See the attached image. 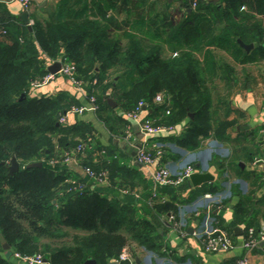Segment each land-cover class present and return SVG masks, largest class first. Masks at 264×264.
Masks as SVG:
<instances>
[{
	"label": "trees",
	"instance_id": "obj_1",
	"mask_svg": "<svg viewBox=\"0 0 264 264\" xmlns=\"http://www.w3.org/2000/svg\"><path fill=\"white\" fill-rule=\"evenodd\" d=\"M98 1L101 7L95 11L86 5L60 8L57 16L31 24L10 19L0 9V29L6 31L0 34V264H24L12 261V251L40 253L48 264H86L89 258L108 264L129 237L146 246L157 224L135 218L133 209L115 197L117 189L108 199L86 175L77 179L83 186L78 189L67 181L65 164L50 163L56 143L71 149L89 126L59 122L72 104L79 106L66 92L32 93L30 83L48 73L46 60L65 58L74 64V76L82 81L87 98H95L98 117L111 109L107 102L111 98L123 111L144 101L152 112H159L154 124L175 125L188 119L184 145L196 144L211 127L212 94L205 83L216 76L213 49L240 64L254 62L255 55L264 61V0H220L211 7L201 0L196 11L184 10L179 24L149 0ZM188 3L181 0L186 8ZM124 10L127 17L117 21L116 14ZM187 18L190 29L185 30ZM238 39L254 48L246 53ZM112 71L118 79L109 81ZM158 92L171 97L172 104L155 103ZM220 124L216 122L215 128ZM12 156L19 170L10 175L7 165ZM34 162L41 166L28 167ZM83 166L107 171L109 179L118 174L115 162L86 160ZM144 190L147 199L151 188L145 184ZM147 206L156 212L176 211L169 202ZM64 227L86 233L63 240L69 236ZM44 238L55 241H41Z\"/></svg>",
	"mask_w": 264,
	"mask_h": 264
},
{
	"label": "crops",
	"instance_id": "obj_2",
	"mask_svg": "<svg viewBox=\"0 0 264 264\" xmlns=\"http://www.w3.org/2000/svg\"><path fill=\"white\" fill-rule=\"evenodd\" d=\"M188 1L189 7L186 8L181 4V0H149V2H156L157 9L168 15L170 10L181 12L182 15L184 10L187 13L196 11L201 0ZM205 1L206 4L210 3L207 7H211L220 0ZM193 2L196 3V7L192 6ZM15 3L18 2L0 0V9L5 11L10 19L22 20L21 15L25 12L22 7L15 13L10 10L9 5ZM117 3L120 4V2ZM83 5H86L88 11H95L98 6L101 7L98 0H68L63 5L61 0H32L27 11L28 19L40 21L46 19L47 21L52 16H57L60 8H79ZM107 13L110 14L111 11ZM202 13H205L204 9ZM116 16L117 21L126 18L127 10ZM183 20L184 16L180 22ZM185 26L190 28L188 18ZM253 48L254 44L249 51L243 49L249 53ZM229 58L232 60L230 56ZM45 63L48 67L49 61L46 60ZM32 91L38 96H55L63 91L67 93L68 100H76L79 105L87 104V94L83 86L76 87L67 77L59 74L48 85ZM229 104L226 103L227 108ZM249 106V110H245L250 119L246 124L244 122L246 127L243 129L240 127V122L238 123L228 110L222 118H212L210 130L207 134L199 135L196 144L185 145L182 137L189 126L188 119L175 124L173 132L154 136L142 133L131 120L125 117L126 110L123 111L117 103L115 107L110 106L111 109L105 111L109 120L106 121V128L103 124L104 130L95 111L78 115L70 114L67 117L68 124L77 122L95 128L101 140L98 146L94 145V148L86 149L85 154H78L79 160L82 162L89 160L93 164H100L103 161L115 162L118 167V174L107 184H95L101 189V194L111 199L114 197L113 188L117 189L115 197L120 200L121 205L133 209L135 218L157 223L155 231L149 235L148 247L128 238L127 245L124 247L135 243L131 253L135 257L136 264H229L243 256L248 257V264H264L262 256L264 243L260 242L259 247L250 251L243 245L248 227L258 228L264 225V100L257 107ZM118 117L123 121L118 120ZM141 117L153 120L159 119L160 115L159 112H152L150 107L145 105L142 107ZM222 120L224 123L215 128L216 122L222 123ZM229 121L232 124L224 127V124ZM234 124L232 132L230 129ZM139 147L154 153L160 151V156L156 157L152 165L139 164L135 161V153ZM255 158H260L261 162L253 164ZM63 164L66 167L67 181L85 178L83 165L78 164L75 159ZM189 164L194 165L200 172L211 173L213 180L198 186H194L189 179L183 181L178 187H160L153 183L152 172L157 166L166 165L171 171L176 172ZM125 173L127 177H122ZM129 184L134 187V190L126 188ZM145 184L151 188V194L147 199L144 198ZM153 192H156L157 196L153 197ZM206 194L210 197H206ZM165 202L171 203L176 211L156 212L155 209L151 210L150 206H147V204ZM207 209H209L212 223L228 232L233 243L230 250L205 253L202 243L194 235V232L202 229ZM64 230L69 234L68 239H71L70 234L86 233L81 229L70 227H64ZM11 259L15 262L19 261L14 257ZM86 261V264H96L93 258ZM112 261L114 260H109L108 263Z\"/></svg>",
	"mask_w": 264,
	"mask_h": 264
},
{
	"label": "built area",
	"instance_id": "obj_3",
	"mask_svg": "<svg viewBox=\"0 0 264 264\" xmlns=\"http://www.w3.org/2000/svg\"><path fill=\"white\" fill-rule=\"evenodd\" d=\"M24 11H28L31 5L32 0H16ZM193 7H196V3H192ZM31 24L32 20H28ZM6 31L4 29H0V34H5ZM56 61V60H55ZM57 61L61 63L60 69L57 73L48 72L42 78L36 79L30 83V87L32 89H36L42 86L48 85L51 81H53L56 76L63 75L67 77V79L76 87H82L83 83L81 80H77L74 76L75 73V66L74 64L63 58H59ZM54 61H49V65H51ZM48 65V66H49ZM95 82V81H94ZM154 102L157 104L161 103H168V98L163 96L162 94H156L154 96ZM146 104L144 101H139L134 108L125 112V117L131 120L139 130L144 134L149 135H161L164 133L173 132L175 129L174 125H163V124H154V122L148 118L141 117L142 107ZM97 105L95 104L94 96H90L87 98V104H83L80 106H76L74 108L68 109L63 116H61L60 120L63 122L66 120L67 116L73 113L82 114L84 111H92L96 110ZM166 114H169V110L166 111ZM85 148L91 149V146L85 147V145H78L76 150L78 153L82 154ZM84 154V153H83ZM160 156V151L151 152L143 147H139L135 153V161L142 165H152L156 161V157ZM64 163H68L71 161L70 157H66L63 159ZM261 162L260 158H255L253 160V164H258ZM52 165L55 161H50ZM84 175L88 176L93 182L97 184H106L107 175L104 171L102 172H95L89 166H83ZM194 172L198 171L194 165L189 164L184 166L181 170L173 172L170 168L166 165H159L157 166L152 172V180L153 183L157 186H172L178 185L183 181L190 178V175ZM68 182L77 184L76 188L81 189L83 186L77 180H69ZM152 196H157L156 192L152 193ZM206 197H210L209 194L205 195ZM194 235L197 239L200 240L203 246V251L205 253H216L218 251H227L233 247V243L228 235L226 229L214 225L212 223V219L209 213V209H207V214L205 218L204 225L201 230L194 232ZM260 242L264 243V225L259 226L258 228L255 227H248L246 229V240L244 241V248L248 251L252 250L253 248L259 247ZM11 255L21 262L25 264H43V257L40 253H36L34 255H21L18 252L12 251ZM263 259H264V246H263ZM114 261H118V263H126V264H136L135 257L132 253H130L127 248H122L119 252L117 258L113 259ZM229 264H248V257L243 256L238 258L232 263Z\"/></svg>",
	"mask_w": 264,
	"mask_h": 264
},
{
	"label": "rangeland",
	"instance_id": "obj_4",
	"mask_svg": "<svg viewBox=\"0 0 264 264\" xmlns=\"http://www.w3.org/2000/svg\"><path fill=\"white\" fill-rule=\"evenodd\" d=\"M168 13L172 17V19L175 20V22L178 24L180 20L183 19V15L181 12L170 10V12ZM217 15L220 16V10H217ZM41 21L44 22L46 21V19L41 20ZM187 29L188 28H186L185 30ZM213 51H214L215 60H216L215 61L216 76L214 77V79L208 80L205 83L210 88V92L212 94L211 96L212 118H215V119L222 118L224 116L223 114L226 111L230 110L231 112L230 115L232 117H235V120H237L238 123L240 122L241 124L240 127L243 129L244 127H246L244 126V122L246 124L247 120L250 119L248 112L246 111V110H249V107H250L249 105H251V108L252 107L254 108V107L259 106L261 101L264 100V61L261 58H259L257 55H255L254 58L256 60H254L253 63L237 64L233 62L229 58L228 54H226L223 50L213 49ZM166 53L168 52L166 51V49H164V54ZM113 73L115 72L112 71V74L109 76V79H108L109 81L113 77H115V79H118V77L114 76ZM226 78H232V80L226 79ZM156 94H162V92H158ZM167 98H168L167 104L168 105L172 104L171 97H167ZM226 103H230L229 104L230 109L227 108L228 106H226ZM74 107H76V105L72 104L69 107V110ZM93 111L95 110H92V111L90 110V112H93ZM85 112L87 111H84L83 113ZM239 112H241V114L243 115H241ZM63 115L64 114H62L61 116ZM73 115H78V113H73ZM61 116L59 117V122L63 123L67 120V118L65 121L62 122L60 120ZM101 117H98V118H100L99 121L102 122V130H104L103 128L107 124V122L105 121L106 120L105 112L101 114ZM223 123L224 121L222 120L221 124ZM103 124H104V127H103ZM234 127H235V124L232 125L230 129L232 132L234 131V129H232ZM85 132L87 134L85 133L81 138H79L78 144L73 146L71 149L64 148L60 146L59 143L55 144L52 155H51V161L53 162L55 161V163H53L54 165L63 164L64 163L63 159L66 157H70L73 160L75 159L78 164L83 165L85 161L82 162L77 157L78 154L80 155V153H78L76 150L77 146L85 145V147L91 146L94 148V145L98 146V144L101 141L100 138L98 137L99 135L95 128L88 127V129ZM86 149L88 148H85L83 152L84 154H85ZM94 151H96V149ZM97 156L98 154L96 155V157ZM104 172L107 175V181H110L107 171H104ZM179 185H181V183L178 185H172V186L178 187ZM126 188L130 190H134V187L131 184H129ZM68 238L69 237L67 236L66 238H63V240H68ZM41 241L43 242L52 241L53 242L55 240L44 238ZM59 242L60 240L58 239L57 243ZM134 246H135V243L134 244L132 243L128 247H124V248H127V250L131 253L133 251Z\"/></svg>",
	"mask_w": 264,
	"mask_h": 264
},
{
	"label": "water",
	"instance_id": "obj_5",
	"mask_svg": "<svg viewBox=\"0 0 264 264\" xmlns=\"http://www.w3.org/2000/svg\"><path fill=\"white\" fill-rule=\"evenodd\" d=\"M21 18L24 22H27L29 19V15H28V12H24L22 15H21ZM238 43L239 45L244 48L246 51H249L252 47H253V44L252 43H244L242 42L241 40L238 39ZM60 66H61V63L59 61H55L53 62L51 65H49L47 67V70L48 72H51V73H57L58 70L60 69ZM107 102L108 104L111 106V107H115L116 106V103L115 101H113L111 98H107ZM190 116L192 117V113L190 114ZM10 164L7 165V168H8V173L11 175L13 174L14 172H17L19 170V163L18 161L15 159L14 156L11 157V160H10ZM34 166H41V162H34V163H30L28 164V167H34ZM213 176L211 173L209 172H194L190 175V182L194 185V186H198L204 182H209V181H212L213 180ZM3 248L4 250H8L9 249V246L8 244L4 243L3 244ZM43 261L46 263L47 262V259L46 258H43ZM87 263V261H86ZM108 264H119L118 261H112Z\"/></svg>",
	"mask_w": 264,
	"mask_h": 264
},
{
	"label": "clouds",
	"instance_id": "obj_6",
	"mask_svg": "<svg viewBox=\"0 0 264 264\" xmlns=\"http://www.w3.org/2000/svg\"><path fill=\"white\" fill-rule=\"evenodd\" d=\"M9 7H10V10H12L13 13H15L17 10H19L21 8V5L19 3H15L12 5H9Z\"/></svg>",
	"mask_w": 264,
	"mask_h": 264
}]
</instances>
